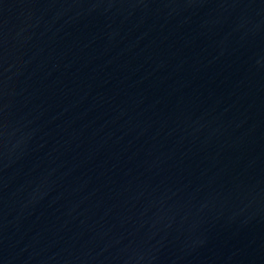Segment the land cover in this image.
Returning a JSON list of instances; mask_svg holds the SVG:
<instances>
[{
  "label": "water",
  "instance_id": "obj_1",
  "mask_svg": "<svg viewBox=\"0 0 264 264\" xmlns=\"http://www.w3.org/2000/svg\"><path fill=\"white\" fill-rule=\"evenodd\" d=\"M0 264H264V0H0Z\"/></svg>",
  "mask_w": 264,
  "mask_h": 264
}]
</instances>
